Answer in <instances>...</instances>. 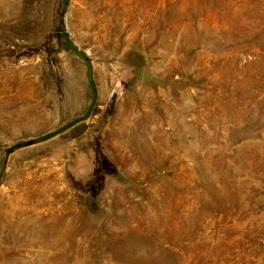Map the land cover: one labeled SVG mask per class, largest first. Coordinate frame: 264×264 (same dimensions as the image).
Returning a JSON list of instances; mask_svg holds the SVG:
<instances>
[{"label":"rangeland","instance_id":"1","mask_svg":"<svg viewBox=\"0 0 264 264\" xmlns=\"http://www.w3.org/2000/svg\"><path fill=\"white\" fill-rule=\"evenodd\" d=\"M0 264H264V0H0Z\"/></svg>","mask_w":264,"mask_h":264},{"label":"water","instance_id":"2","mask_svg":"<svg viewBox=\"0 0 264 264\" xmlns=\"http://www.w3.org/2000/svg\"><path fill=\"white\" fill-rule=\"evenodd\" d=\"M68 42H69V45H70L71 49L76 53L77 56H79L81 58V60L87 66V81H88V84H89V87H90V90H91V93H92V98H91L90 105H89L86 113L84 114V116L82 118H80L79 120H76L75 122L71 123L66 128L61 129L60 131L53 132V133L46 134V135L40 136L38 138H35L34 140L30 141L31 145H35V144L46 142V141L54 138L55 136H57L58 134H60L64 130H66L67 128H70V127L74 126L75 124H77V123H79L81 121L87 120L89 118L90 114L92 113L93 108H94V106H95V104L97 102V92H96V88H95V85H94V82H93V69H92L91 63L88 60V58L82 52H80L70 40H68ZM22 147H23V145L20 144V145H17L15 147H13V148H9L6 151V156H9L14 151V149H19V148H22Z\"/></svg>","mask_w":264,"mask_h":264},{"label":"crops","instance_id":"3","mask_svg":"<svg viewBox=\"0 0 264 264\" xmlns=\"http://www.w3.org/2000/svg\"><path fill=\"white\" fill-rule=\"evenodd\" d=\"M114 132V130L112 131V133ZM152 133V130H151ZM155 134H157V130L155 129ZM148 131L146 132V138H148ZM149 146V144H147V142H142V153L146 152L147 147ZM156 156H157V151H156ZM92 171V168H87L85 170L83 169H77V170H72V175L75 179L77 180H86V178H88V176L90 175V172Z\"/></svg>","mask_w":264,"mask_h":264},{"label":"trees","instance_id":"4","mask_svg":"<svg viewBox=\"0 0 264 264\" xmlns=\"http://www.w3.org/2000/svg\"><path fill=\"white\" fill-rule=\"evenodd\" d=\"M22 145H23V147H26V146H29V145H31V144H30V142H26V143H23ZM14 150H15V149H14Z\"/></svg>","mask_w":264,"mask_h":264}]
</instances>
